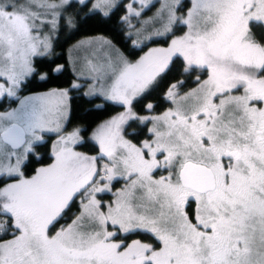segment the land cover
<instances>
[{
    "label": "snow or ice",
    "instance_id": "obj_1",
    "mask_svg": "<svg viewBox=\"0 0 264 264\" xmlns=\"http://www.w3.org/2000/svg\"><path fill=\"white\" fill-rule=\"evenodd\" d=\"M139 2L129 15L140 16L148 0ZM190 3L182 13V0H165L144 22L160 25L157 37L187 29L167 47L135 62L109 59L99 94L125 110L88 137L86 127L66 132L68 89L18 94L34 74L48 79L33 58L51 47L45 30L58 32L73 0H0V98L18 101L0 112V264H264V0ZM114 6L97 0L93 10L108 15ZM174 57L185 74L207 78L183 94V81L172 84L165 99L173 107L153 115L148 103L139 115L135 104ZM137 122L152 127L134 143L139 133L128 128ZM86 140L96 155L76 150ZM77 200L79 214L60 224ZM140 233L146 240L129 242Z\"/></svg>",
    "mask_w": 264,
    "mask_h": 264
},
{
    "label": "trees",
    "instance_id": "obj_2",
    "mask_svg": "<svg viewBox=\"0 0 264 264\" xmlns=\"http://www.w3.org/2000/svg\"><path fill=\"white\" fill-rule=\"evenodd\" d=\"M124 14L125 8L122 3L114 6L108 12V15H104L99 10H91V0H88L87 7L73 1V5L63 13L65 20L61 21L58 32L50 33L52 39L51 56H37L33 59L41 74L48 73V79L41 80L39 75L34 74L26 81V87H24L25 91H23L22 94L41 91L52 87H69L73 78V73L67 66L68 52L71 45L81 38L95 35L104 36L115 44L131 61L136 60L142 53L148 51L153 47L152 44L154 43L155 47L166 45L167 38H155L147 45H143L140 49H134L131 45V37L126 34V27L122 19ZM68 18H71L73 21L71 25L67 23ZM178 30L179 28H177L175 33ZM57 65H62L63 70L61 72L52 73L49 71ZM170 68L171 70L168 71L163 78L158 79L157 84L153 86L150 94L142 99L140 103L135 104L134 111L138 114L148 113L146 105L152 103L155 106L153 113H159L170 105V101L165 99V93L171 83L183 81V84L178 88L179 92H183L197 85V76H200L202 80L207 75L206 72L200 71L185 74L183 72L184 61L182 57H174ZM104 103L105 105L103 107L98 108L96 106L97 104ZM124 110L122 106L116 103L103 101L100 96L95 97L84 94L81 87L71 88L69 96V117L66 127H69V129L86 127L88 129L87 136H89L94 126L97 123H101L106 116L110 115L113 117ZM132 128L134 132L139 133L134 139L136 141L141 137L149 136L146 129L147 127L144 125L136 123L133 124ZM132 128H128V131L131 132ZM49 146L43 149V152L46 154L44 163H49L51 161L47 155L50 153ZM88 146L89 145L85 143L80 147L82 150H87ZM39 166L38 164H33L28 174L31 175L32 169ZM109 197L107 198L109 199ZM75 205L76 204L67 212V218L61 220L60 224H65L72 219L74 214L72 215L71 213L75 211ZM140 234H142V239L146 240L145 234ZM132 235L136 234H130V236ZM131 239L133 238L130 237L129 240Z\"/></svg>",
    "mask_w": 264,
    "mask_h": 264
},
{
    "label": "rangeland",
    "instance_id": "obj_3",
    "mask_svg": "<svg viewBox=\"0 0 264 264\" xmlns=\"http://www.w3.org/2000/svg\"><path fill=\"white\" fill-rule=\"evenodd\" d=\"M73 1H75V0H73ZM21 2H22V0H21ZM56 2H59V0H56ZM95 3H97V0H91V10H93V5ZM119 3H122L124 8H125V14L123 17L128 16L127 22L124 21L123 17H122V19H123L124 25L126 27V34H127V36L131 37V45L134 49H140L143 45H147L152 39H155V38H167V43L165 46H161V47L160 46L155 47V43H154V44H152L153 47H151L150 49L167 47L171 43V39L176 38L178 36H182L184 34V32L187 31L186 28L177 27V28H179V30L175 33V31L177 30V28H175L174 29V35L157 37L154 35L153 27H160V25L159 24H155L154 26L153 25H145L144 22L149 20V18L156 15L158 10L165 3V0H148L147 6L143 8L140 16L129 15V13H128V6L130 4L133 5V7L136 10H138V11L141 10V5H140L139 0H135V2H134V0H114L115 6ZM189 7H191L190 0H182V13L186 12ZM111 9H107V11L109 12ZM99 11H101L104 14V10H99ZM138 30H140V33H141L140 35H138ZM44 34L50 35V33H48L46 30H45ZM150 34H151L152 38L147 39L146 37H148ZM105 41H110V40L105 38L104 36H101V35L96 36L95 35V36H89V37L81 38L76 43L71 45V47L69 48V52H68V64H67V66L69 67V69L73 73V78L70 82L69 87H65V86H63V87H52L49 89H43L41 91H36V92H31V93L29 92L26 94H20V93H18V94L21 97H23V96H29V95H39L42 93H46V92L50 91L51 89H68V97H67L66 102H65L66 106H67V112H66L67 121H68V117H69L70 89L76 88V87H73L74 84L78 85V87H81L82 92L88 96H95V97L100 96L103 101L114 103L112 101L106 100L103 95L99 94L100 83L105 80V73H110V70L108 68L109 59L111 58L112 61H117V58L119 55L122 54L124 57H126V55L120 49H118V47L115 44H113L111 42L112 47H109V45L106 44ZM133 41H137V43L134 45ZM51 51H52V39H51V47L47 50H43V55H40V56H51V54H52ZM148 51L142 53L139 57L136 58V60H138L141 56L145 55ZM126 58L128 59V57H126ZM128 60L131 61L130 59H128ZM136 60H132V62H135ZM57 66H62V65H57ZM57 66H55V67H57ZM206 78H207V75L203 79H206ZM0 82H2V81H0ZM108 82H110V81H108ZM175 83H178V82H175ZM175 83H173V84H175ZM171 85H172V83H171ZM171 85H169V87ZM169 87H168V89H169ZM197 87H198V84L196 86H194L193 88L184 90L183 92H180V93L183 94V93L188 92V91L195 89ZM168 89L166 90V93H167ZM166 93H165V95H166ZM5 98L7 99L8 103L4 104L3 106L2 105L0 106V112H3L2 108L9 110L12 107L18 106V101L13 102V101L9 100L7 97H5ZM170 107H173L171 102H170V105L167 108H164L161 112H159V113L155 112V113H151V114H153V115L162 114L164 111L168 110ZM145 114H148V113L139 114V115H145ZM104 121H102L98 125L102 124ZM66 126H67V122L65 124V127ZM146 127H147L146 128L147 133L149 135L148 128H151L152 124L149 123V124H147ZM70 131H72V129H69V127H66V132H70ZM131 131L134 132L133 128ZM91 135H92V133L89 135V137H91ZM148 137L149 136L141 137L138 141H142L144 139H147ZM126 138H130V137H126ZM47 139H48V146L50 145L49 147H50V151H51V146L53 143H55L57 136L55 134H51L50 137H48ZM135 141L136 140H133L134 143L138 142V141H136V142ZM80 146L76 147L77 151L84 152L88 155H96L98 153V150L95 151V149H94V150H90V152L93 154H89V153H87V150H82ZM42 151H43V149H42ZM88 151H89V148H88ZM51 162L52 161H50L49 163H51ZM45 164H47V163H45ZM166 174H167L166 172H157L156 178H159L160 175H166ZM123 186H124L123 180H120L119 182L114 181L113 192L119 190ZM112 199H114V196L110 193V197L107 200V202L112 200ZM73 218H74V215H73L72 219ZM72 219L70 221L66 222L65 224H62V225L70 224ZM141 236H142V234H136V235H132L130 237H132L133 239L143 240ZM5 238H10V237H5ZM130 241L131 240H129V242Z\"/></svg>",
    "mask_w": 264,
    "mask_h": 264
},
{
    "label": "flooded vegetation",
    "instance_id": "obj_4",
    "mask_svg": "<svg viewBox=\"0 0 264 264\" xmlns=\"http://www.w3.org/2000/svg\"><path fill=\"white\" fill-rule=\"evenodd\" d=\"M30 78V77H29ZM28 78V79H29ZM27 79V80H28ZM23 91H25L24 90V88L22 89V91L20 92V94H22V92ZM6 103H8V101H7V99L4 97V98H1L0 99V106L2 105H4V104H6ZM105 105V103L104 104H97L96 106L99 108V107H103ZM4 110H6L5 108H2V111H4ZM111 118V116L110 115H108V116H106L105 118H104V120L106 121V120H108V119H110ZM103 120V121H104ZM138 123V122H137ZM99 123H97L95 126H94V129L97 127V125H98ZM93 129V130H94ZM93 130L91 131V133L93 132ZM131 132H133V131H131ZM89 137V136H88ZM136 142V141H135ZM86 144H88L89 146H88V148H89V151H88V149H87V153H89V154H93V153H91L90 152V150H94L95 149V151H97L98 150V146L94 143V142H92V141H90V140H86ZM103 195V199H104V201L105 202H107V200H108V198L107 197H109L110 196V193H105V194H102ZM75 211H73L71 214L73 215V214H79V209H80V204H79V200H77L76 202H75ZM66 218H67V216H66ZM65 218V219H66Z\"/></svg>",
    "mask_w": 264,
    "mask_h": 264
}]
</instances>
